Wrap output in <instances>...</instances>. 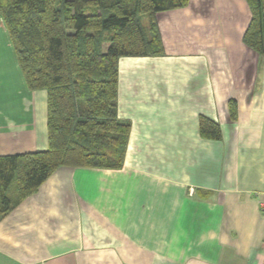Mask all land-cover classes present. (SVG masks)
<instances>
[{
    "label": "crops",
    "instance_id": "obj_1",
    "mask_svg": "<svg viewBox=\"0 0 264 264\" xmlns=\"http://www.w3.org/2000/svg\"><path fill=\"white\" fill-rule=\"evenodd\" d=\"M250 18L246 0L158 14L165 54L119 61L123 167L55 170L0 220V264H262L264 55L243 42ZM202 116L221 139L202 137ZM47 149V93L28 89L0 17V156Z\"/></svg>",
    "mask_w": 264,
    "mask_h": 264
},
{
    "label": "trees",
    "instance_id": "obj_2",
    "mask_svg": "<svg viewBox=\"0 0 264 264\" xmlns=\"http://www.w3.org/2000/svg\"><path fill=\"white\" fill-rule=\"evenodd\" d=\"M246 1L251 18L243 42L264 55V0ZM189 2L0 0L28 89L47 93L48 128L47 150L0 156V220L58 168L123 167L131 123L118 114L119 61L163 56L158 14ZM199 130L221 139L219 124L207 117Z\"/></svg>",
    "mask_w": 264,
    "mask_h": 264
},
{
    "label": "rangeland",
    "instance_id": "obj_3",
    "mask_svg": "<svg viewBox=\"0 0 264 264\" xmlns=\"http://www.w3.org/2000/svg\"><path fill=\"white\" fill-rule=\"evenodd\" d=\"M0 17H1V15H0ZM2 18V17H1ZM2 21H3V19H2ZM144 24H145V20H144ZM6 28V27H5ZM158 57H161V56H158Z\"/></svg>",
    "mask_w": 264,
    "mask_h": 264
},
{
    "label": "built area",
    "instance_id": "obj_4",
    "mask_svg": "<svg viewBox=\"0 0 264 264\" xmlns=\"http://www.w3.org/2000/svg\"><path fill=\"white\" fill-rule=\"evenodd\" d=\"M262 264H264V262Z\"/></svg>",
    "mask_w": 264,
    "mask_h": 264
}]
</instances>
